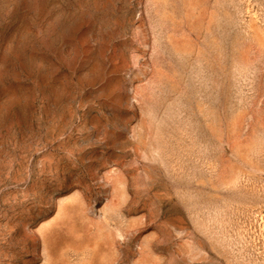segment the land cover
I'll list each match as a JSON object with an SVG mask.
<instances>
[{
	"label": "rangeland",
	"instance_id": "374dc122",
	"mask_svg": "<svg viewBox=\"0 0 264 264\" xmlns=\"http://www.w3.org/2000/svg\"><path fill=\"white\" fill-rule=\"evenodd\" d=\"M0 264H264V0H0Z\"/></svg>",
	"mask_w": 264,
	"mask_h": 264
}]
</instances>
